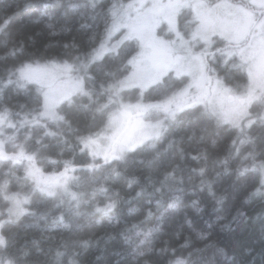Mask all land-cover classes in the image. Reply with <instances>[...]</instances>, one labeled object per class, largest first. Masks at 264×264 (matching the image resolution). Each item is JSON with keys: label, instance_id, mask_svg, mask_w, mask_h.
<instances>
[{"label": "trees", "instance_id": "trees-1", "mask_svg": "<svg viewBox=\"0 0 264 264\" xmlns=\"http://www.w3.org/2000/svg\"><path fill=\"white\" fill-rule=\"evenodd\" d=\"M82 2L0 0V76L25 62L76 60L104 32L96 21L107 20L104 11L95 14ZM34 95L9 82L0 87V106L19 117ZM87 111L68 112L67 127L74 123L85 131ZM42 125L44 165L64 173L79 163L80 144L56 153ZM15 130L19 135L26 127ZM233 130L210 116L179 115L151 147L105 164L99 177L76 184L73 173L54 186L53 195L24 189L30 196L27 213L18 222L7 216L11 220L0 227V240L6 241L0 264H264V195H254L258 175L248 169L253 158L264 161V126L247 165L231 144ZM68 149L72 159L66 158ZM16 178L13 170L0 172L6 188L0 192V217L7 215V192L15 190Z\"/></svg>", "mask_w": 264, "mask_h": 264}, {"label": "rangeland", "instance_id": "rangeland-1", "mask_svg": "<svg viewBox=\"0 0 264 264\" xmlns=\"http://www.w3.org/2000/svg\"><path fill=\"white\" fill-rule=\"evenodd\" d=\"M88 1L91 2L92 0ZM111 1L104 8H111L114 0ZM143 4L146 6L138 9L134 7H117L115 10L111 8L108 11L112 16L106 23V26L114 28L113 36L115 39L127 36L129 32L140 35L145 33L149 28L158 34L159 37H166L169 20H175L178 5H190L187 0H145ZM194 10L195 14L193 13V17L190 18L185 15L189 20H187L188 24L183 25V27L189 34L198 28H205L232 33L240 37V41L244 38L242 31L247 19L244 17L242 19L232 9L222 11L223 15H221L219 12L215 13L209 11L207 8L198 7L195 2ZM113 11L115 15H113ZM208 17H215L217 20L214 18L209 21ZM160 21L162 22L160 23ZM162 23L163 26L161 25ZM119 29H122L123 32H119ZM250 48L247 49V66L244 70L245 83L238 84L239 91L232 93L233 101L228 100L229 94L205 98L206 101L211 102L217 114L223 116L224 119H218L216 116L210 117L217 123L225 124L227 127L234 129L231 144L236 149L238 147L236 154L238 155V160L243 165H247L246 163L249 162L250 159L248 157L251 156L253 146L257 145L256 135L258 138L261 132L259 128L264 126V38L255 39ZM153 55L155 56L157 53L154 52ZM84 62L80 61V63ZM65 63L73 65L72 70L67 74L62 67ZM3 68L4 66L0 67V70ZM6 77L9 79L10 85L18 87L19 91L21 89L23 91L32 90L37 94L43 87L45 91H50L51 95L57 100H60L63 95L72 91L70 79H81L85 82V90H91L87 84V77L80 72L76 60L64 62L40 60L19 64V66L10 68L8 72H4L0 76V87L8 84L4 80ZM130 84L131 86L125 90L120 103H114L104 110V117H98L99 122L96 125L90 123V121L87 122L88 128L94 127V131L82 133V138H87L90 141L88 146L82 143V138L78 140L74 138L70 142V145L77 142L80 143V151L84 150L82 152L84 157L81 156V159L77 157L79 163L76 162V164H70V166L65 167L66 170L59 176H57L59 172H54L52 168L44 165L42 161L43 152L40 146L46 147L47 145H42L44 144V140L41 139L42 136L39 128H41V123H43L42 126L48 133L47 140L51 144L50 146H57L58 148L54 152L60 153L62 148L66 149V147L59 143L62 141L61 139L56 136L51 137L49 128L55 125L57 127L55 133H59L62 130L61 127L66 124V119L57 120L41 117L38 110L33 111L32 103H28L27 107L22 109L23 115L19 117L17 112L12 113L9 109L0 106V166H2L0 172L9 170L17 172L15 168L19 169L18 178L15 179V190L7 192L9 194L7 199L9 203L5 205V211L13 221H20L23 215L27 213L30 196L24 192L18 194L20 192L19 185H26L25 180L32 192L45 191L46 194L53 195L52 190H54V186L65 184L73 173H77L74 177L77 180L73 181V183L81 184L87 179L92 180L94 177L100 176L99 169L103 168L105 164L111 161L124 160L128 152H132L140 146L149 144L151 147L153 142L161 137L162 132H164V130L161 131L164 120H167L165 121L167 125L174 120L170 118L169 113L162 106H159L162 103L161 99L155 101L152 95L149 98L147 92L153 90L147 79L143 81L134 79ZM141 87L144 93L146 92L144 94V104L154 105L153 107L137 109L133 106L136 104ZM95 89L98 92L101 91L98 85ZM250 89H252L251 94ZM190 91L194 92L195 89ZM92 98L95 100L97 95L92 93ZM70 99L74 105L89 104L86 96H82L76 92H72ZM186 99L189 98H177L169 105V108L175 109L177 104L185 105L191 102L189 99V102L185 103ZM237 99H243V103H237ZM22 100L24 103H27L29 98L25 95ZM178 101L180 103H177ZM68 104V101H62L57 104L55 109L57 114L68 115V110L66 113L65 108ZM121 104L129 105V107L122 108ZM199 110L203 111V105H201V109ZM29 111L32 113L28 115L24 113ZM17 118L18 120L14 122ZM18 125L26 127V132L23 131V133L25 132L24 134H16L15 127ZM72 125L68 126V131ZM75 126L79 128L80 125L75 124ZM31 131H33L35 136H31ZM31 138L34 140L31 141ZM147 141L149 142L147 143ZM67 152L71 155L66 158L72 159L73 155L71 151ZM33 158L38 160V162L40 161V166L36 168L39 172L32 168ZM61 158L66 159L64 156ZM253 160L256 163L248 164L250 166L248 169L252 171L256 170V174L258 175V185L254 190V195H264V161L261 160L262 162L259 164V160L257 161L255 158ZM19 176L25 180L20 181ZM102 179L104 178H99L98 180ZM5 189L4 181L0 182V191L3 194L6 192ZM32 206L33 208H39V202L32 200ZM32 206L30 205L29 207L31 208ZM7 215L0 217V227L8 222ZM5 243V239L3 242L0 240V248H3ZM3 262L5 264H13L10 261Z\"/></svg>", "mask_w": 264, "mask_h": 264}, {"label": "snow or ice", "instance_id": "snow-or-ice-1", "mask_svg": "<svg viewBox=\"0 0 264 264\" xmlns=\"http://www.w3.org/2000/svg\"><path fill=\"white\" fill-rule=\"evenodd\" d=\"M118 5L128 8L146 6L137 0L127 4L124 0H114L111 8L115 10ZM216 7L229 8L242 15L247 19L249 28H254L264 38V0H238L237 3L217 4ZM6 21L10 23V18L6 17ZM113 32L114 28L106 26L104 32L94 35L88 49L76 58L78 67L85 70L88 87L94 90L98 85L101 89L95 100L92 91L85 90L84 81L79 78L70 79L72 91L60 100L43 87L31 96L33 111L38 110L41 117L65 120L64 115L57 114L56 106L62 101L71 104L70 96L76 92L89 100V104L83 107L95 105L94 112L103 113L110 105L120 103L131 81L147 79L152 90L162 100L159 106L169 113L171 119H177L178 114L224 119L205 98L231 94L233 86L241 83L247 58L240 47V37L205 28H198L189 34L182 27L179 17L169 20L168 34L162 38L151 28L140 35L129 32L120 39H115ZM154 52L157 55L154 56ZM81 59L85 62L80 63ZM62 67L67 74L73 65L65 63ZM192 89L195 91H190ZM249 91L251 94L252 89ZM180 97H188L191 102L177 104L175 109H170L169 105ZM201 105L203 111L198 110ZM133 106L142 109L154 105L144 104V91L141 87ZM121 107L127 108L129 105L121 104ZM92 118L95 119V115ZM89 142L87 138H82L85 146Z\"/></svg>", "mask_w": 264, "mask_h": 264}, {"label": "flooded vegetation", "instance_id": "flooded-vegetation-1", "mask_svg": "<svg viewBox=\"0 0 264 264\" xmlns=\"http://www.w3.org/2000/svg\"><path fill=\"white\" fill-rule=\"evenodd\" d=\"M84 2H82V4L80 6L83 7V9H88V7L92 10V11H95V14H98L99 12L101 13L102 11H104V15L107 16V20L105 21L104 24L101 23V19L98 20V22L96 21V23H98L100 25V27L103 26V30L105 29V26H106V23L110 20L112 14L110 12H108L109 10H111L110 7H107V8H104V6L110 4L112 1L111 0H92L91 2L88 1V0H84ZM125 4L128 3V2H131V0H124ZM138 3H144L145 0H137ZM187 2L190 3V5H178V10H177V13L175 14V19L177 17L180 18V21H181V25L183 27V25L185 24H188V21L189 18H187L185 15H187L188 17H193V13L195 14V10H194V7H195V2H196V6L198 7H204V8H207L209 11H213L215 13H220L221 15H223V13H221L222 11L224 10H230L229 8H224V7H220V8H217L216 5L217 4H221V3H237L238 0H187ZM93 6V7H91ZM117 7H120L119 5ZM123 8V7H121ZM135 9H138V8H141V7H134ZM215 8V9H214ZM242 19H243V16L242 15H239ZM209 18V21L214 19L215 17H208ZM216 19V18H215ZM95 20V19H94ZM217 20V19H216ZM162 21H160L161 23ZM163 26V23L161 24ZM184 28V27H183ZM119 32H123V30L119 29L118 30ZM186 31V30H185ZM242 33H244V38L242 39V41L239 40V44H240V47L243 49V53H244V56L246 58H248V54H247V49L251 47V44L252 42L255 40V39H260L261 36L259 35V33L254 29V28H249L248 26V22L246 20V23L243 25V31ZM251 49V48H250ZM80 56V55H79ZM70 57L66 58V59H69ZM80 61H84L83 59H81ZM245 74V72H244ZM243 74V79L241 81V83H245V75ZM82 77V75H80ZM6 82L9 83V79L7 78L6 79ZM240 83V84H241ZM88 84V83H87ZM239 91V86L238 85H234L233 88H232V92L231 94L228 95V100L229 101H233V97H232V93H236ZM92 93L93 94H97L98 91L96 89L92 90ZM148 95H149V98L151 97V95L154 97L155 101H159L161 98H159L158 96V93L157 92H153L151 90H149L148 92ZM146 94V92L144 93ZM94 96V95H93ZM189 102V99H186L185 100V103ZM177 103H180V101H178ZM237 103H240L242 104L243 103V99H237ZM73 104V106L68 109V112H69V115L72 116V114L74 113H77V110H82V109H87L86 107H83L82 105L84 104H76L74 105V103H71ZM91 107L89 109H87L88 111V114H86L87 116H89V119H90V123H94V125H96L99 120H98V117L100 118V116L104 117V112L101 113H98L96 114L97 112H94L93 111V106L94 105H90ZM199 109H201V106L199 107ZM198 109V110H199ZM66 113H67V110H66ZM68 114V113H67ZM93 115H95V119H93ZM67 115H65L66 117ZM77 119V122L79 124H82V122L76 117ZM66 121V120H65ZM165 121H167L166 119L164 120L163 122V125L161 127V131H165L166 128H167V124L165 123ZM171 124V123H170ZM225 125V124H224ZM56 126L53 125L51 128H49V133L52 136H56L58 137L59 139H61L62 141H60L59 143L60 144H63L65 146H70V142L74 139V136H79L80 139L82 138V133H88V132H91V131H94V127H86L84 130L85 131H80L81 128H78L75 126V124L73 123V125L71 126L70 130L68 131V127H67V124H64L61 128L62 130L59 132V133H55V130H56ZM88 128V129H87ZM261 128V127H260ZM75 129V130H74ZM76 132V133H75ZM23 134V133H21ZM163 134V132H162ZM34 135V134H32ZM31 135V136H32ZM34 140L33 138H31V141ZM158 139L155 140V142L157 141ZM150 141V140H149ZM147 141V143L149 142ZM153 142V143H155ZM78 143V142H77ZM80 144V143H79ZM149 144H147L148 146ZM70 149H68L69 151ZM69 154V152H68ZM71 155V154H70ZM33 166L32 168L33 169H36V164H35V159L33 158ZM17 169V168H16ZM38 172L39 170L36 169ZM36 170H35V174H36ZM17 178H18V175H19V169H17ZM63 174V172L61 171L59 174H57V176ZM19 180L22 181L24 180L23 178H21L19 176ZM25 183L26 185H19V190L22 191L24 187L27 186V181L25 180Z\"/></svg>", "mask_w": 264, "mask_h": 264}, {"label": "bare ground", "instance_id": "bare-ground-1", "mask_svg": "<svg viewBox=\"0 0 264 264\" xmlns=\"http://www.w3.org/2000/svg\"><path fill=\"white\" fill-rule=\"evenodd\" d=\"M67 61H68V60H67ZM84 71H85L84 69L80 68V72H81L83 75H84ZM87 109H89V108H87ZM94 109H95V105L93 106V111H94ZM98 113H100V112H97L96 114H98ZM169 125H170V124H169ZM169 125H168V126H169ZM168 126H167V128H168ZM167 128H166V129H167ZM25 132H26V131H25ZM25 132H24V133H25ZM24 133H23V134H24ZM163 133H164V132H163ZM75 138H76V140L80 139L79 136H75ZM153 144H154V143H153ZM75 153H78V152H75ZM81 156L84 157L82 153H79V154L77 155V157H78L79 159H81ZM14 168H15V167H14ZM15 170H17V169L15 168ZM24 180H25V179H24ZM27 187H28V188H27ZM24 189H27V190L30 189L29 191L32 193V190H31L30 186L27 184V186L24 187L22 191L19 190L20 192H18V194L23 193ZM13 190H14V189H13ZM13 190H11V191H13ZM11 191H10V192H11ZM0 192H1V191H0ZM7 216H8V215H7ZM10 220H11L10 218H7V221H10Z\"/></svg>", "mask_w": 264, "mask_h": 264}]
</instances>
